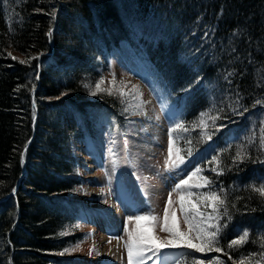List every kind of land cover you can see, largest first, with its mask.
<instances>
[{
  "label": "trees",
  "instance_id": "1",
  "mask_svg": "<svg viewBox=\"0 0 264 264\" xmlns=\"http://www.w3.org/2000/svg\"><path fill=\"white\" fill-rule=\"evenodd\" d=\"M95 53L141 64L176 108L178 151H207L202 195L227 226L219 252L173 249L181 264H264V0H0V264H82L66 257L90 215L73 142L138 114L97 88Z\"/></svg>",
  "mask_w": 264,
  "mask_h": 264
},
{
  "label": "rangeland",
  "instance_id": "2",
  "mask_svg": "<svg viewBox=\"0 0 264 264\" xmlns=\"http://www.w3.org/2000/svg\"><path fill=\"white\" fill-rule=\"evenodd\" d=\"M11 54L16 57L14 52ZM93 57L100 62L98 70L103 77L100 87L127 97L125 108L129 110L131 107L138 114L124 128H113L109 122L103 121L98 140L92 143L75 138L72 150L78 158L77 174L83 179L76 196L89 207L90 215L85 222L77 225L82 241L72 247V252L66 257L82 264H106L99 255L105 250L113 252L110 264H128L125 248L128 234L125 229L131 231L135 227L134 223H129L130 218L149 213L159 217L154 235L166 237L167 233L161 228L170 193L172 211L175 212L173 222L181 231H187L184 214L180 211V194L175 186L181 179L187 180L192 176L197 168L201 171L192 176L189 184L200 182V177L208 178L201 165H206L204 161L208 154L202 151L189 158L178 151L175 144L178 130L176 108L141 64L128 56H114L109 62L96 53ZM170 136L172 158L175 159L178 154L184 159L183 164L171 169L165 165V160L169 158ZM205 187L190 189L196 194L190 199L191 203L198 205L199 211L205 213L206 219L209 214L215 216V213L204 207L205 203L208 205L202 195ZM114 212L118 213L119 221L107 218ZM194 214L193 211L188 212L189 216ZM101 224L106 229L101 228ZM100 238L108 239L107 248L100 243ZM173 249L163 248L157 254L147 252L144 264H181Z\"/></svg>",
  "mask_w": 264,
  "mask_h": 264
},
{
  "label": "snow or ice",
  "instance_id": "3",
  "mask_svg": "<svg viewBox=\"0 0 264 264\" xmlns=\"http://www.w3.org/2000/svg\"><path fill=\"white\" fill-rule=\"evenodd\" d=\"M13 59H15V57H13ZM21 63H24V61H21ZM100 83L102 84L103 81H100ZM99 87L100 84H97V88ZM92 94L95 95L96 93L93 92ZM177 127L183 126L177 125ZM260 143L261 146L264 147V128L261 129ZM168 152L169 158L165 160V165L167 168L171 169L179 167L180 164L184 163L183 157L179 156L178 154L175 159L172 158L171 136L169 137ZM236 158L241 162L243 161V157L239 152L237 153ZM217 166L219 167L218 160ZM200 171L201 169L197 168L196 172H194L192 176H195ZM192 176H189L187 180L181 179V181L175 186V190H178L180 194V211L184 214V223L188 226L187 231H181L173 222L175 220V212L172 211L173 200L170 193L167 200V205L164 208L163 226L161 228V231L167 233L166 237L161 238L157 235H154L155 229L160 219L159 217L149 213L147 215H136L135 217L130 218L129 223H134L135 227L131 231L125 229L128 234V240L125 241L128 264H144V257L147 252H153L154 254H157L163 248H177L183 246L184 248L193 249L198 253H203L206 251H221V249L216 245L217 237L221 231V228L227 226L221 225L219 223L221 218L220 208L225 205V201L221 199L215 192L204 194V199L211 202L210 206L212 207V211L213 213H216L215 216L209 214L205 219V213L198 210L197 204L191 203L190 198L196 194L190 189L201 188L210 184V181L207 177H200V182L196 184H189V180L192 179ZM253 190L258 192L260 196L264 197V186L254 188ZM186 197L188 198L187 202ZM189 211H193L195 214L189 216ZM224 214H227L226 208L224 210ZM197 217H200V219H197ZM209 229L214 230L210 231ZM248 236L249 233L245 230L238 239L231 241L229 247L246 242ZM109 242H111V238ZM261 247H264V237L261 238ZM94 250L95 249H92V251ZM193 264H205V262L203 260H194ZM212 264H219V262L213 261Z\"/></svg>",
  "mask_w": 264,
  "mask_h": 264
},
{
  "label": "bare ground",
  "instance_id": "4",
  "mask_svg": "<svg viewBox=\"0 0 264 264\" xmlns=\"http://www.w3.org/2000/svg\"><path fill=\"white\" fill-rule=\"evenodd\" d=\"M109 208H110V206L108 207V209ZM112 217L114 219H116L114 221H119V219H118L119 218L118 213L114 212L112 215L107 216V218H111V219H112ZM105 218H106V216H105ZM101 228L106 229V227L104 226V224H101ZM99 241H100V243L103 246H105V248H107V246H108V239L100 238ZM112 254H113V252H106L105 250H103L99 255H101V257H100L101 260L102 261H105L104 263L110 264L111 263L110 258H111V255Z\"/></svg>",
  "mask_w": 264,
  "mask_h": 264
}]
</instances>
